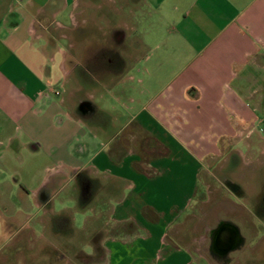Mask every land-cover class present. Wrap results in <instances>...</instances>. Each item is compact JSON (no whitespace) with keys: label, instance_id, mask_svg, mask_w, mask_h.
<instances>
[{"label":"crops","instance_id":"obj_1","mask_svg":"<svg viewBox=\"0 0 264 264\" xmlns=\"http://www.w3.org/2000/svg\"><path fill=\"white\" fill-rule=\"evenodd\" d=\"M263 127L264 0H0V174L40 164L44 211L85 175L103 264H231L218 240L255 216L223 180L264 163L261 136H242Z\"/></svg>","mask_w":264,"mask_h":264},{"label":"rangeland","instance_id":"obj_2","mask_svg":"<svg viewBox=\"0 0 264 264\" xmlns=\"http://www.w3.org/2000/svg\"><path fill=\"white\" fill-rule=\"evenodd\" d=\"M111 22L115 24L117 20ZM88 29L90 32L93 30L96 37L107 29V25L96 18L93 23L88 24ZM85 30L84 24L78 27L79 33ZM78 47L74 52L81 62L76 66L74 75H84L86 52L83 56L80 50L82 45L79 44ZM90 53L96 57L102 52ZM128 53L125 52L126 55ZM132 53L134 57L143 60L154 56L153 51L144 49ZM252 134L261 136L259 146L264 149V131L249 129L242 136L246 135V139L251 138ZM258 149L259 147L257 152L250 154L259 156ZM235 165L238 168L235 170L232 167V174L230 170L225 172L223 183L252 210L255 217L252 222H236L243 245L231 255V264H264V205L260 208L261 200L264 199V163L253 162L248 168ZM41 167L37 162L32 163L22 158L15 161L8 172L0 174V264H103V254L98 246L102 247V241L107 236L104 231L108 227L105 222H91L86 218L90 212L83 196L87 187L85 175H80L77 181L63 182L53 201V210L49 211L47 208L44 211L34 206L35 195L32 192L42 175ZM253 169V173L258 175L256 178L241 179L244 172H251ZM46 178L50 179L52 175H46ZM233 179L239 180V183H233ZM215 211L216 217L225 216V211L219 207ZM10 218L28 222L29 227L18 229L12 225L3 233L4 226L1 222H9ZM86 245L92 249L91 254L84 250Z\"/></svg>","mask_w":264,"mask_h":264},{"label":"flooded vegetation","instance_id":"obj_3","mask_svg":"<svg viewBox=\"0 0 264 264\" xmlns=\"http://www.w3.org/2000/svg\"><path fill=\"white\" fill-rule=\"evenodd\" d=\"M263 131H264V127H263V129H262ZM264 200V199H263ZM262 207V206H261ZM260 207V208H261ZM258 208V207H257ZM230 239V238H229ZM230 241V240H229ZM240 242H238V243H236V244H232V243H226V242H222V243H220L219 244V246H217V250H216V253L217 254H219V255H223V256H227L229 253H234V252H236V251H238L241 247H242V245H243V240L241 239V240H239ZM230 248H235L234 250H231V251H229V252H227V253H224V251L226 250V249H230ZM224 253V254H223ZM225 258V257H224Z\"/></svg>","mask_w":264,"mask_h":264},{"label":"water","instance_id":"obj_4","mask_svg":"<svg viewBox=\"0 0 264 264\" xmlns=\"http://www.w3.org/2000/svg\"><path fill=\"white\" fill-rule=\"evenodd\" d=\"M238 235L234 232V233H232L231 234V236H230V242L229 243H232L233 245L234 244H236L237 242H238ZM222 242H226V240H223L222 238H220L219 240H218V245L220 244V243H222ZM227 243V242H226ZM231 249V248H230Z\"/></svg>","mask_w":264,"mask_h":264},{"label":"clouds","instance_id":"obj_5","mask_svg":"<svg viewBox=\"0 0 264 264\" xmlns=\"http://www.w3.org/2000/svg\"><path fill=\"white\" fill-rule=\"evenodd\" d=\"M84 250L86 252H88L89 254H91V252H92V249L89 246H87V245L85 246Z\"/></svg>","mask_w":264,"mask_h":264}]
</instances>
